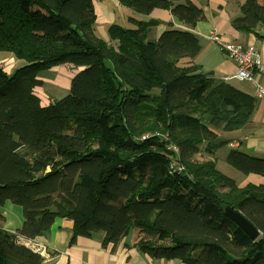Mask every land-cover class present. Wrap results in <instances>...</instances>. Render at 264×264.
Masks as SVG:
<instances>
[{"label":"trees","instance_id":"16d2710c","mask_svg":"<svg viewBox=\"0 0 264 264\" xmlns=\"http://www.w3.org/2000/svg\"><path fill=\"white\" fill-rule=\"evenodd\" d=\"M119 2L143 15L168 10L189 29L206 18L192 2ZM240 13L233 27L264 40V0H245ZM96 21L92 0H0V52L20 64L10 74L0 67V206L23 210L20 230L0 228V264H44L24 241L57 219L74 223L71 243L102 232L106 245L117 244L134 234L153 259L264 264V186L239 188L215 161L194 160L229 145L219 134L243 128L255 98L232 84L235 76L217 81L202 71L200 39L190 31L169 29L151 41L147 31L158 22L131 19L132 27L112 24L105 40ZM64 64L78 69L69 94L43 105L35 92L41 73ZM227 162L264 175V158L230 150Z\"/></svg>","mask_w":264,"mask_h":264},{"label":"crops","instance_id":"0c3cea01","mask_svg":"<svg viewBox=\"0 0 264 264\" xmlns=\"http://www.w3.org/2000/svg\"><path fill=\"white\" fill-rule=\"evenodd\" d=\"M92 1L97 15L96 26L101 28L100 33L104 37L101 39H108L107 29L112 24L132 27L131 19L158 22L147 31L151 41H157L162 33L173 28L192 32L200 39L202 47L196 58V64L201 66L204 73L213 74L212 77L217 81L235 76L238 67L217 44L208 38L211 33L223 35L226 40L231 42L253 45L264 58V40H260L255 34L237 31L232 24V21L241 15L240 5L245 0H169L172 4L192 2L203 9L205 20L197 23L192 29L176 22L168 10L156 9L149 15H143L123 6L119 0ZM169 24H174V26L172 25L173 27L170 28ZM257 32L264 35V28L260 27ZM61 66L63 67L62 72L65 71V67L72 69L68 77L71 82L78 69L71 64ZM67 72L69 73V70ZM66 75L65 73L64 76L67 77ZM232 84L245 93L254 94L250 83L234 80ZM37 95L40 97L38 93ZM42 104L50 103L42 101ZM219 135V139L230 141L229 145L217 149L210 156L206 154L209 156V160L217 163V167L220 159L228 163L227 156L230 150H238L249 156L264 158V99L256 101L254 113L243 128L232 132H221ZM239 173L235 174L236 179L233 180L242 188L249 184L264 186V175ZM22 225L23 210L21 207L9 202L0 206V228L10 233H16ZM73 229L72 221L57 219L50 231L24 242L29 247L31 244L41 247L40 256L43 258L44 264H184L177 259H153L148 254L142 253L137 246L138 238L134 234L117 244L106 245L105 234L102 232L95 233L90 237L78 236L76 241L71 243Z\"/></svg>","mask_w":264,"mask_h":264},{"label":"rangeland","instance_id":"374dc122","mask_svg":"<svg viewBox=\"0 0 264 264\" xmlns=\"http://www.w3.org/2000/svg\"><path fill=\"white\" fill-rule=\"evenodd\" d=\"M172 25L174 26V24H172ZM101 27H102V25H101ZM95 30H96L95 31L96 32V35L98 37L104 38L101 35V33H100L101 28H99L98 26H95ZM211 35L218 36L222 40L223 43H234V44H240L242 46H247V45H243L241 43L228 41V40L225 39V37L223 35H220L218 33H214V34L211 33L208 38H210ZM250 46H253V45H250ZM257 53L264 60V58L262 57V55L260 54V52L258 50H257ZM234 63H236V62H234ZM236 65H237L238 70H239V65L237 63H236ZM18 66H20V64L17 62V60L12 55H10V54H7L6 55V53L0 52V67H2L7 73H9V74L12 73V71L14 69H16ZM62 68L63 67L61 65H59V66L53 67L52 69L43 71L41 73V78L40 79H42L44 85L42 87L36 88L35 89V92L40 95V97H41V99H42V101L44 103H46V101H48L49 103H53L54 100L55 101L56 100H61L62 98L66 97L69 94V91H70V89H69V84H70L69 79L70 78H68V77L71 74L70 72L72 71V69L70 67H68V68L65 67V71H63V72H65L67 74L66 75L67 77H65L64 76L65 73H63L61 71ZM67 70H69V73L67 72ZM254 72L257 73V74H259V75H261V71L259 69L254 68ZM224 80L227 81L228 79L227 78H224ZM239 82L250 83L248 81H239ZM250 84H252V83H250ZM251 86H252L253 92H254V94H251V95L255 98V101L262 100V99L257 98V92L255 90V84L254 85L252 84ZM210 155L211 154H209V156ZM209 156H207L205 154V152H203L202 154H198L195 157L194 160L199 161V162H202V161L207 160ZM217 168L224 175H226L227 177H230L232 179H236L235 174L236 173H239L237 170H235L234 168H232L228 163L221 161V159L218 161V167ZM189 178L192 179L191 176H189ZM238 187L239 188H242L239 185H238ZM221 191H223V190H221ZM31 245H34V244H31Z\"/></svg>","mask_w":264,"mask_h":264},{"label":"built area","instance_id":"2783aa9c","mask_svg":"<svg viewBox=\"0 0 264 264\" xmlns=\"http://www.w3.org/2000/svg\"><path fill=\"white\" fill-rule=\"evenodd\" d=\"M209 39L217 44V46H219L231 60L239 65V70L237 71L235 78H237L239 81H248L253 85L255 84L257 98L264 99V60L257 53L256 48L250 45L242 46L240 44L234 43H223L222 40L216 35H211ZM254 68L259 69L261 71V75L255 73ZM155 136H159L161 142L167 145L166 150L170 153H173V157L175 156V154H178L179 149L177 148V146L172 144L166 136H162L160 134H156ZM149 137L150 136L148 135L142 137L141 139L144 140ZM173 166L174 163L172 164V167ZM173 168L178 172H183L185 170L184 167L179 164H177V166ZM26 245L28 244L26 243ZM30 247L32 250H35L38 253L42 252L41 247H36L34 245H30Z\"/></svg>","mask_w":264,"mask_h":264},{"label":"water","instance_id":"95a60500","mask_svg":"<svg viewBox=\"0 0 264 264\" xmlns=\"http://www.w3.org/2000/svg\"><path fill=\"white\" fill-rule=\"evenodd\" d=\"M225 215L236 223L251 239L256 240L261 235V232L239 211L226 206Z\"/></svg>","mask_w":264,"mask_h":264}]
</instances>
